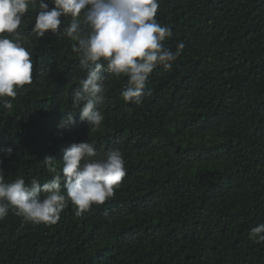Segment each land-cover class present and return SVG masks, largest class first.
Instances as JSON below:
<instances>
[{
    "label": "trees",
    "instance_id": "16d2710c",
    "mask_svg": "<svg viewBox=\"0 0 264 264\" xmlns=\"http://www.w3.org/2000/svg\"><path fill=\"white\" fill-rule=\"evenodd\" d=\"M158 2L156 19L173 32L165 47L183 42L182 53L150 74L140 105L121 95L127 77L106 73L95 131L72 103L86 76L75 41L38 38V8L29 6L18 31L33 83L3 98L12 109L0 101V146L13 148L0 153L5 181L43 184L52 178L45 157L62 159L80 142L101 155L119 149L126 175L79 216L69 198L56 224L10 209L0 220V264H264V242L248 239L264 223V0ZM67 113L74 124L59 130Z\"/></svg>",
    "mask_w": 264,
    "mask_h": 264
},
{
    "label": "clouds",
    "instance_id": "9594fccd",
    "mask_svg": "<svg viewBox=\"0 0 264 264\" xmlns=\"http://www.w3.org/2000/svg\"><path fill=\"white\" fill-rule=\"evenodd\" d=\"M30 5L38 8L32 27L38 38L50 33L75 41L71 51L86 76L74 89L72 103L79 107L80 120L93 131L105 119L98 106L107 90L106 73L127 77L121 95L126 103L140 105L150 74L158 66L171 69L184 48L183 42L175 52L165 47L173 32L156 19L158 0H0V101L5 109L13 104L3 98L14 100L25 85L33 83L31 54L21 44L26 39L23 30L18 31ZM66 18L70 23L62 27ZM73 124L74 114L67 113L57 128L70 130ZM0 153L11 156L13 148L0 146ZM42 163L52 175L43 184L37 179L26 184L23 178L6 182L0 169V220L14 209L29 222L56 224L69 198L79 216L111 198L126 175L119 149L101 155L89 142L73 143L64 149L62 159L46 156ZM248 239L264 242V223L251 227Z\"/></svg>",
    "mask_w": 264,
    "mask_h": 264
}]
</instances>
